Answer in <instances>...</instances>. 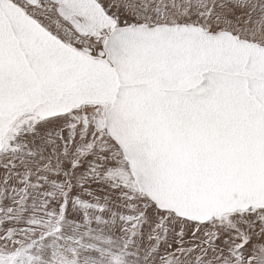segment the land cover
Instances as JSON below:
<instances>
[{
    "label": "snow or ice",
    "instance_id": "snow-or-ice-1",
    "mask_svg": "<svg viewBox=\"0 0 264 264\" xmlns=\"http://www.w3.org/2000/svg\"><path fill=\"white\" fill-rule=\"evenodd\" d=\"M0 264H264V0H0Z\"/></svg>",
    "mask_w": 264,
    "mask_h": 264
}]
</instances>
